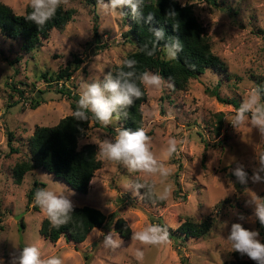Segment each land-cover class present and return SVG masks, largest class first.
<instances>
[{
	"label": "rangeland",
	"instance_id": "obj_1",
	"mask_svg": "<svg viewBox=\"0 0 264 264\" xmlns=\"http://www.w3.org/2000/svg\"><path fill=\"white\" fill-rule=\"evenodd\" d=\"M0 2L17 15L30 7V0ZM103 2L107 4L109 0ZM216 2L214 7L203 1L180 0L181 5L193 7L212 52L226 65L227 74L207 71L190 80L182 91L144 87L147 98L141 105V127L152 137V151L157 159L170 169L171 175L163 183L159 176L130 173L123 165L99 155V142L117 134L119 126L113 120L110 127L114 133L90 123L86 138L80 142V145L93 144L101 161V168L95 172L85 196L42 170L26 174L22 184L16 186L11 168L25 151L26 140L35 128L54 126L72 114L71 101L55 92L45 93L43 103L35 110L30 109L31 101L38 95L36 90L45 86L37 77L58 72L77 56L83 63L67 85L74 87L72 92L80 96L85 82L102 80L135 48L123 35L126 23L118 12L109 13L99 4L94 8L86 0H68L66 5L62 4L65 10L75 11L72 21L62 31H52L49 39L30 53L21 52L15 42L0 39V264H11L12 258L30 245L38 246L45 258L61 257L63 264H85L86 256H90L89 264H223L235 252L227 241L233 223L258 231L260 242L264 243V226L254 216L251 204L254 193L264 198V183L250 181L247 186L250 192L230 176L237 164L243 165L249 176L260 166L257 151L264 150V135L251 125L235 129L229 120L236 108L219 102L211 94L216 91L221 99H234L241 105L254 85L264 86V0ZM95 16L98 41L93 35ZM17 91L23 92V97ZM217 115H222L223 122L219 136L213 132ZM6 129L13 134L12 147H18L20 154L10 152ZM172 137L181 143L178 152L169 158L167 142ZM129 179L154 182L157 196L171 184L172 195L162 205L145 203L144 189L139 195L134 194L128 188ZM33 182L43 184L39 188L57 191L59 185L63 186L72 194L69 198L75 207L97 209L109 220L103 229H94L81 244L66 243L63 239L48 243L40 234L47 215L34 203V198L28 201ZM241 215L244 220L239 219ZM118 218L128 225L130 238L124 240L118 236L122 241L120 248H105L104 235L115 232ZM187 219L197 223L211 219L213 226L205 236L184 242L169 239L166 244L145 245L132 240L134 232L150 224L165 226L175 235ZM137 250L143 252V259L137 258ZM243 257L256 264L246 255Z\"/></svg>",
	"mask_w": 264,
	"mask_h": 264
},
{
	"label": "trees",
	"instance_id": "obj_2",
	"mask_svg": "<svg viewBox=\"0 0 264 264\" xmlns=\"http://www.w3.org/2000/svg\"><path fill=\"white\" fill-rule=\"evenodd\" d=\"M86 1L89 5H93L94 8L98 5L97 0ZM198 1H203L214 7L217 6L216 0ZM170 9L175 11V17H168L167 13ZM31 10V7H28L24 14L17 15L10 7L0 2V39L17 43L19 50L23 53H30L42 46L43 42L49 39L52 31H62L72 21L75 13V11L71 9L65 10L61 6L53 19L49 20L44 26L38 27L26 20ZM121 11L127 13V15L122 16L124 23H126V32L123 35L135 48L134 52L126 56L125 59L137 61L135 68L137 75L144 71H150L159 73L166 82L171 78L170 82L174 87L167 88L174 92L184 90L190 80L198 79L207 71H219L227 74L226 65L212 52L210 40L195 15L192 6L188 4L181 5L180 0H144L143 11L145 16L148 13H152L155 16V20L151 25L143 21L137 22L134 20L131 16L130 8L125 7ZM150 27L163 28L165 32V40L160 42L153 56H147L141 51L145 44H148L149 48H151L152 42L155 40L153 33L149 30ZM97 30L96 17L93 25V35L98 41ZM259 34L263 33L260 31ZM169 38H178L183 45V51L178 54V60L162 59L164 56L162 46ZM82 63L83 61L74 56L73 61L58 72L54 74L42 73L37 77L38 80H42L45 83V86L43 89L36 90L38 95L31 101L30 109L35 110L43 103L42 96L45 93L55 92L71 101L72 114L64 117L54 126L35 128L32 135L26 140L25 151L21 153V157L11 168V177L16 186L22 184L26 174L42 170L61 180L74 192L85 196L95 172L101 168V161L99 160L96 147L93 144L80 145V142L86 138L90 123L95 128L111 133H114V129L110 126H103L90 113V118L83 122L77 121L73 117V112L77 107V101L80 96L75 95L72 92L74 87H70L67 83H72L73 74ZM189 65H195V70L193 71ZM122 68L123 64L121 63L111 73L115 75ZM141 88L143 96L136 100L131 108L127 109V117L121 116L119 119H114L117 121L119 128L135 131L141 127V105L147 98L144 86L141 85ZM17 93L20 98L23 97V92L17 91ZM211 94L223 104L232 105L236 109L240 107L234 99H221L216 91H212ZM216 118L217 125L214 126L213 132L215 136H219L223 124L222 115H217ZM6 137L10 152L20 154L18 147H12L14 137L11 131L7 129ZM39 186H43V184L33 182L32 188L27 195L29 202L34 198L35 191ZM237 187L240 188V185L237 184ZM145 192L146 189L142 191V200L145 203L163 204V201H160L157 195L154 194L149 197L145 195ZM174 196L175 198L178 197L177 191L174 192ZM181 199L184 200L185 196H182ZM108 220L109 218L97 209L87 206L75 207L72 219L67 225L58 229L52 228L48 218H46L41 223L40 234L44 240L51 244L56 243L60 239H63L66 243L81 244L94 229H103ZM212 226L213 221L211 219L200 223L187 219L176 229L175 235L170 233L169 239H173L175 243H178L184 242L188 238H201L209 233ZM114 231L121 239L128 240L130 238L131 231L123 219L118 218L116 220ZM169 232L171 231L169 230ZM89 262L90 256H86L85 264H89ZM223 264L255 263L246 260L240 253L234 252L232 259L225 261Z\"/></svg>",
	"mask_w": 264,
	"mask_h": 264
},
{
	"label": "clouds",
	"instance_id": "obj_3",
	"mask_svg": "<svg viewBox=\"0 0 264 264\" xmlns=\"http://www.w3.org/2000/svg\"><path fill=\"white\" fill-rule=\"evenodd\" d=\"M98 4L109 13L118 12L119 15L125 16L123 8L131 10V16L137 22L143 21L151 25L155 16L148 13L145 16L143 11L144 0H109L105 4L103 0H97ZM68 0H30L31 12L27 15L26 20L34 23L38 27L44 26L49 20L53 19L57 10L66 5ZM168 17H175L176 13L170 9ZM155 40L152 47L148 44L143 45L141 51L147 56H153L161 41L165 40L163 28L149 29ZM164 56L162 59L178 60V54L183 51V45L178 38H169L162 46ZM123 68L115 73L108 72L102 80L85 82L82 85L83 91L77 101V107L73 112V117L77 121H87L89 113L100 124L107 127L113 123L114 119L121 116L127 117V109L131 108L136 100L143 96L141 85L145 88L163 90L165 87H174L170 82L159 73L144 71L137 75L135 71L137 61L134 59H125ZM195 70V65H189ZM127 69V70H124ZM139 82V83H138ZM264 86L254 85L248 92L247 98L243 99L240 107L234 111L229 122L235 129L241 126L251 125L260 130L264 135ZM116 136L112 139H103L99 142V155L109 161L123 165L130 173H143L148 176H159L163 183L170 175V169L164 163L157 159L152 151V137L147 134L144 127L131 129L117 128ZM178 141L175 137L169 138L167 142L166 155L171 158L178 152ZM259 167L254 169L251 176L245 170L244 166L237 164L232 170V176L235 182L248 189L251 181L253 184L264 183V150L257 151ZM57 185V184H56ZM60 190H54L47 187L37 188L34 194V203L46 213L52 228H60L67 225L72 219L75 205L69 198L72 194L63 186L59 185ZM128 188L134 190V194L139 195L141 189H146V196L156 194V184L141 182L139 179H129ZM67 192V194H66ZM251 192V191H250ZM172 195L171 184L166 185L158 193L160 201L167 200ZM251 204L254 205V216L259 223L264 226V198L254 196L251 198ZM244 220L243 215L239 216ZM227 222H225L226 226ZM115 237V238H114ZM170 233L167 227L159 224H150L143 230L134 232L132 240H136L145 245H162L169 243ZM227 241L231 243L232 251L241 255H246L256 264H264V243L260 242L259 232L249 230L243 227L241 223L231 225L230 234ZM122 244L121 239L115 232H109L104 235L103 245L105 248L117 249ZM137 258L143 259V252L137 250ZM11 264H63L59 256H49L45 258L41 249L36 245L23 247L18 256L12 258Z\"/></svg>",
	"mask_w": 264,
	"mask_h": 264
}]
</instances>
